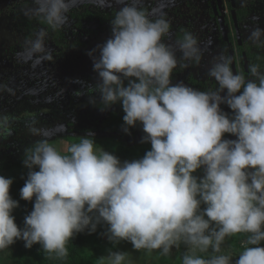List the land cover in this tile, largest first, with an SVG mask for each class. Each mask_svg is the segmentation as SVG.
<instances>
[{"label": "clouds", "instance_id": "obj_1", "mask_svg": "<svg viewBox=\"0 0 264 264\" xmlns=\"http://www.w3.org/2000/svg\"><path fill=\"white\" fill-rule=\"evenodd\" d=\"M77 2L32 0L25 15L45 27L26 38L18 55L34 65L52 60L49 30H62ZM118 2L123 6L110 21L112 36L94 59L96 88L101 110L120 102L124 131L141 124L142 142L151 149L121 162L89 132L61 152L49 142L50 130L37 127L29 115L28 131L44 137L23 160L29 171L20 196L34 198V208L19 228L12 215L19 206L10 196L13 180L0 175V251L22 239L27 248L39 243L45 253L64 257L75 234L95 232L103 221L110 242L128 241L137 251L168 256L184 244L180 264H233L221 245L227 237L247 234L234 264H264V71L250 63L247 77L234 74L233 57L221 53L207 71L217 83L214 90L174 85L178 67L200 64L205 49L199 38L185 29L173 39L166 13L145 7L143 0ZM248 40L264 48V29H253ZM14 119L0 116V138L12 134ZM225 134L237 139H224ZM201 168L204 176L198 179L193 173ZM209 250L213 255L196 254ZM98 261L132 264L124 252L110 251Z\"/></svg>", "mask_w": 264, "mask_h": 264}, {"label": "rangeland", "instance_id": "obj_2", "mask_svg": "<svg viewBox=\"0 0 264 264\" xmlns=\"http://www.w3.org/2000/svg\"><path fill=\"white\" fill-rule=\"evenodd\" d=\"M19 1L23 3V13L27 7L32 5V0H0V86H5L4 89L0 90V116L8 115L15 119L19 118L18 121L15 119L12 121V134L6 138H0V158L4 156L11 162L8 169H0V175L11 178L13 181L18 180L28 170L23 164L24 159L21 157L25 155L28 148L44 138L32 135L28 131L29 115L35 117L38 122L37 127L50 130L49 142H52L61 152L67 151L73 140L84 137L91 132L96 144L117 156L121 162L142 158L151 149L150 143L142 142V138L145 136L143 127L129 128L126 133L124 131L125 126L109 129L100 126V122L92 123L94 119L106 118L110 110L115 108V106H110L104 110L95 108L96 103L101 101V97L96 88L99 83V76L94 71V60L90 62L81 60L83 55L79 53L80 51L77 52L76 57L69 52H61L59 56L62 58H59L56 55L58 48L50 41V35H48L46 47L51 52L52 60H43L34 65L32 60H26L18 55L24 51L26 38L21 37L20 33L12 26V16H10V12L7 13V7ZM254 1H257L258 4L256 10H253L243 23L242 39L247 41L246 44L251 47V51L260 54L264 52V48H257L248 40L253 29L257 27L264 29V0ZM178 2L179 0H143L145 7L166 13V18L175 23L174 27L176 25L184 26V23L187 22V17L183 16V19L181 16L178 17V12L183 13L185 10V6ZM177 5H181L179 6L180 10L176 9ZM122 6L118 0H99V3H96L95 0H78L76 6L69 13L68 24L61 30L63 35L61 37L65 36L71 39L78 37L84 41L89 40L93 49L98 44L103 45L112 36L111 18L100 17L96 11L110 10V8L118 10ZM173 7L174 10H172ZM88 10L94 14H86ZM222 11L226 17H229V9L226 4ZM179 22L181 24H178ZM198 23L201 25L200 20L197 23L195 21L194 24ZM204 24H208V21ZM208 25L202 27L206 35L202 37V42H200L201 47L205 49L200 64H193L184 69L178 67L177 71L173 72L172 84L183 83L191 87L183 80L184 71L187 70L194 77L204 78L209 88H211L210 86H213V89L217 87L216 81L207 75V71L211 67L213 57L223 53V51L216 46V42L209 44L210 41H215L214 31L216 30L215 26H212L213 31H210ZM39 28L40 26L37 27V30ZM191 32L198 35L197 31ZM165 42L172 43L173 40L166 39ZM229 47L234 50L233 41L230 42ZM179 56L180 54L177 52V57L179 58ZM98 57L99 54L95 53V58ZM238 63L239 67H242L244 63H248V60L240 63L238 57ZM211 81L213 83L210 85L209 82ZM6 89H11L12 95H8ZM220 107L225 113L227 110L232 112L226 104H221ZM34 111H42V113L34 115L32 114ZM14 121L18 125H15ZM224 139L235 140L237 137L228 135ZM193 175L198 179L202 178L204 169H198ZM204 207L206 205L202 204L201 209ZM245 246H247V234L227 237L221 245V254H231L234 264L239 252ZM260 246L264 247V242ZM12 247L10 245L8 249L3 251L4 256L8 257L7 262L11 261L9 253ZM110 251L127 253L132 264H180V258L187 251V247L184 244L178 248L173 247L170 255L164 256L159 252L137 251L128 241L122 240L118 244H113L107 238L97 246L85 244L86 264H99L98 260L101 257H107ZM196 254L205 257L213 255L211 250L208 253L197 251Z\"/></svg>", "mask_w": 264, "mask_h": 264}, {"label": "trees", "instance_id": "obj_3", "mask_svg": "<svg viewBox=\"0 0 264 264\" xmlns=\"http://www.w3.org/2000/svg\"><path fill=\"white\" fill-rule=\"evenodd\" d=\"M189 2L187 1V4ZM23 3L21 1L15 2L12 4V6L7 7V13L10 12V16H12V22L13 27L16 29L17 32L22 33L23 37H29L30 33H33L37 30V27H45L43 25H38L35 20H30L25 13L22 12ZM193 9V7H191ZM209 13V17L211 18L212 13L210 8L207 9ZM246 11L243 8H240V10L237 11V17L238 19L243 14V12ZM97 14L100 17L105 18H113L115 9L110 10H99L96 11ZM86 14L93 15L94 13L90 10L86 11ZM49 39L51 42H53L57 46L56 55L59 57L61 52H72L74 49H77V47H88V43L86 42L84 44V41L81 40L78 37H74L71 39L70 37L65 38L61 37L62 32H52L49 30ZM76 35V34H75ZM180 36V34H178ZM62 38V39H61ZM219 44L221 45V49H225V42L222 40L221 35H218ZM101 44H98L96 49V53L99 54L98 46ZM237 49L239 52L242 50H245L246 56L248 59V65L250 63H258L261 66V70L264 71V52L257 54L253 51H251V47L246 44L244 46H238ZM226 54V53H225ZM242 72L245 74V76H248V72L242 68ZM172 78L174 79V75L172 74ZM183 80L187 82H192L194 79L190 76H186L183 78ZM194 82H199V80H196ZM127 83V82H125ZM8 95H12L11 91H8ZM101 100V99H100ZM11 101V100H9ZM13 102V101H12ZM111 106H115L114 109L110 110L109 115L104 119H98L93 120L92 123H99L100 126L104 128L109 129H117L118 127H123L124 121L123 116L125 113L122 109V104L120 102H117ZM96 109H101L102 104L101 101H98L96 103ZM228 114L231 115V111H227ZM137 127H142L141 124H137ZM231 134H225L223 138L227 137ZM25 155L21 158L24 159ZM11 166V162L6 159V157L0 158V169H8ZM34 170L38 171V167ZM29 169L18 179L13 181L12 185L10 186V196L12 199L18 201L19 206L15 208L12 212V215L15 217V223L19 228H24L25 224V217L31 213V211L34 208V198L32 201H26L21 199L20 196V190L24 186L25 181L27 179ZM108 225L101 221L97 224L95 232H89L88 229H85L83 232H79L73 236V238L67 243V255L64 257H60L57 253H45L44 249L42 248V245L39 243L33 244L31 248L25 247V241L22 239H18L15 241L14 244H12V249L9 253V258L11 259L10 262H7L8 257L4 256L3 251H0V264H86L87 255L85 254V244L89 243L91 245L97 246L101 242L105 241L108 231Z\"/></svg>", "mask_w": 264, "mask_h": 264}, {"label": "flooded vegetation", "instance_id": "obj_4", "mask_svg": "<svg viewBox=\"0 0 264 264\" xmlns=\"http://www.w3.org/2000/svg\"><path fill=\"white\" fill-rule=\"evenodd\" d=\"M187 1L189 2L188 4H187ZM221 1H222V7L218 8L217 4H216V0H179L178 3L183 4L185 6V10H184L183 13L178 12V17L181 16L182 19H183V16L187 17V22L184 23L185 24L184 26L183 25H176V27H174L175 23L171 22V25H172L171 31L173 33V39H174V37H179L178 34L181 35L182 30L186 29L188 31L189 30L195 31V32L197 31L198 35H196V34L195 35L200 39V42H202V37L206 35V32L203 31L204 28H202V27H206V25L209 24L207 27L211 31L212 30L211 29L212 26H215V30H216V31H214V33H215V41H210L209 44L211 45V44H213V42H216V44H217L216 46L221 48V45L219 44V39H218V35L220 34L222 40L225 42V49H220V50L223 51V54L226 53V55H229V51L233 52V56H234L237 72H242V68H244V70L246 72H248L245 69V63L242 65V67H239L238 57H239L240 63L241 62L243 63L244 60H243L242 53H245L246 59H247V56H246L245 50H242L241 52L238 51L237 45L245 47L247 41L242 39V29L244 28L243 23H245V21L249 17V14H251V12L253 10H256V6H257L258 3H257V1H254V0H250V1H248V0H234L235 1V5H234V7H232L230 0H221ZM212 4H214L216 6V13L213 10ZM225 4L227 5V8L229 9V17H226V15H224V13L222 11ZM179 6H181V5H179ZM179 6L177 5V7H176L177 10H180ZM191 7H193V9ZM208 8H210L211 13H212L211 18L209 17V13L207 11ZM240 8H243L246 11H244L243 14L240 16V18L238 19L237 11L240 10ZM110 9H113V8H110ZM232 9H234L235 14H236L237 26H238L239 34H240V44L238 43V40H237V37H236L235 25H234V22H233L232 17H231V10ZM172 10H174V7L172 8ZM171 13H173V12H171ZM218 16H222L224 18V23H225L226 28H227V40H224V38L222 36V32H221V28H220V25H219ZM198 17H199V19H198ZM197 19L200 20L201 25H199V23L196 24V25L194 24L195 21L197 23V21H198ZM206 21H208V24H204V23H206ZM178 24H181V23L179 22ZM20 36L22 37L23 34L20 33ZM23 38H20V39H23ZM231 40L233 41V43L235 45L234 50L230 49V47H229L230 42H232ZM86 42L89 44L87 48H86V46L77 47V49H74L72 52H69V51L68 52L70 54H73V56L76 57L77 52L80 51L79 53H82L81 55H83L81 60L89 61V62L94 60L95 53H96L95 52L96 48L95 47H94V49L91 48V43H90L91 41H89V40L84 41V44ZM93 45L94 44L92 43V46ZM235 49H236V51H235ZM90 53H93V55H90ZM59 58H62V56H59ZM246 65H247V69H248V63H246ZM184 73H185V75H184L185 77L186 76H190V77H192L194 79L192 82L185 81L188 85H190L194 89H197V90H200V91H208V90H210L212 88L211 90H214L213 86H210L211 88H209L206 85V83L204 81L205 80L204 78L194 77L187 70L184 71ZM196 80H199L200 83L199 82H197V83L194 82ZM209 83L211 85L213 82L211 81ZM36 113H42V111H38V112L34 111L32 114L35 115ZM18 120H19V118L15 119V121H18ZM15 121H14V124L18 125V123L15 122Z\"/></svg>", "mask_w": 264, "mask_h": 264}, {"label": "water", "instance_id": "obj_5", "mask_svg": "<svg viewBox=\"0 0 264 264\" xmlns=\"http://www.w3.org/2000/svg\"><path fill=\"white\" fill-rule=\"evenodd\" d=\"M230 2H231V6L234 7V0H230ZM216 4H217L218 8L222 7V1L221 0H216ZM212 6H213L214 12L216 13V6L214 4H212ZM231 17H232V20H233L234 25H235L236 37H237L238 43L240 44V34H239L238 26H237L236 14H235L234 9L231 10ZM218 20H219V25L221 28L222 36H223L224 40H227V28H226V25L224 23V18L222 16H218ZM242 55H243V60L245 62L246 61L245 53H242ZM229 56L233 57L232 68H233V71L235 74V72H237V69H236L235 60H234V56H233L232 51H229ZM245 69L247 70L246 63H245Z\"/></svg>", "mask_w": 264, "mask_h": 264}]
</instances>
